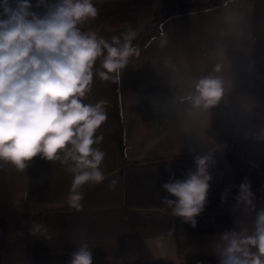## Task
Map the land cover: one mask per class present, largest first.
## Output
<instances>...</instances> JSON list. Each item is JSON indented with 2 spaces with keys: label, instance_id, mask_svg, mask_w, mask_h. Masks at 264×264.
<instances>
[{
  "label": "crops",
  "instance_id": "1",
  "mask_svg": "<svg viewBox=\"0 0 264 264\" xmlns=\"http://www.w3.org/2000/svg\"><path fill=\"white\" fill-rule=\"evenodd\" d=\"M57 2L30 0L41 12ZM151 3L157 1L92 0L97 14ZM131 46L138 54L127 58L118 80L117 73L100 75L105 49L83 98L85 104L106 101L107 120L96 132L102 142L93 145L105 153V179L78 189L81 211L70 206L73 177L59 160L37 155L23 171L0 161V230L15 243L10 252L0 245V264H68L84 241L93 264H182L222 254V237L229 234L223 227L256 224L264 211V0L190 8L164 21L152 40ZM203 79L221 81L215 105L194 103ZM198 151L210 157L211 179L192 227L162 202L176 199L162 185L195 172L196 157L186 156ZM165 159L173 160L157 162ZM244 183L251 203L241 198ZM24 234L39 236L38 245H27L38 256L17 244ZM254 234L240 231L241 237Z\"/></svg>",
  "mask_w": 264,
  "mask_h": 264
},
{
  "label": "clouds",
  "instance_id": "2",
  "mask_svg": "<svg viewBox=\"0 0 264 264\" xmlns=\"http://www.w3.org/2000/svg\"><path fill=\"white\" fill-rule=\"evenodd\" d=\"M46 7L48 11L40 17L29 11L30 0L0 3V161L23 171L37 155L59 160L72 174L70 206L79 212L84 196L78 189L105 179L100 170L105 153L93 145L103 140L96 132L107 120L106 101L83 103L91 91L92 69L106 49L105 72L100 75L108 79V74L117 73L118 80L119 70L138 49L131 46L134 33L122 47H113L95 33L80 31L78 24L97 15L92 0H58ZM197 91L194 103L198 106L203 101L204 107L215 105L223 94L218 79L201 80ZM209 160V156L196 157L195 172H189L185 180L172 178L162 185L176 198L162 202L174 205L173 215L190 221L192 227L206 201ZM240 189L241 198L251 203L249 185L241 184ZM222 239L227 244L221 264H264V211L258 213L254 235L226 233ZM249 246L256 247L257 253H250ZM68 264H93L86 241L71 253Z\"/></svg>",
  "mask_w": 264,
  "mask_h": 264
},
{
  "label": "trees",
  "instance_id": "3",
  "mask_svg": "<svg viewBox=\"0 0 264 264\" xmlns=\"http://www.w3.org/2000/svg\"><path fill=\"white\" fill-rule=\"evenodd\" d=\"M215 4L213 1L207 2H191V1H186V2H181L178 4H170L165 6L164 13L161 16L154 17L153 14H151L152 17L146 16L147 13H152L151 11V6L152 4L145 5V6H140V7H135L119 12H114V13H107V14H97L95 18H89L85 22L81 23V25H91L94 26L96 29H99V26H129L135 23L136 21H139V19H143L144 17L147 18L148 23L154 21V25L152 26L150 23L144 27L146 28L147 32L150 34L148 39L145 42H148L151 40V38L157 36L161 32V26L164 21H166L170 16L188 10L193 7H203V6H210ZM46 12H43V15ZM37 14H40L38 11ZM152 26V28H151ZM157 26V29L153 31V28ZM145 31V30H144ZM121 47V46H120ZM204 151H198L193 154L187 155L186 158H195L199 157L203 154ZM206 154L213 153L206 151ZM173 159H165V160H158L157 162H167V161H172ZM226 229L229 234L235 233L237 236H240V231L243 229H256V224H241V225H233L229 227H223ZM24 241L25 245H28L30 243H33L35 245L39 244L40 238L39 236H33L29 235L27 236L24 234ZM23 241V240H22ZM223 259L222 254H212V255H205V256H200L196 258L194 261H188V262H183L182 264H221V261Z\"/></svg>",
  "mask_w": 264,
  "mask_h": 264
},
{
  "label": "rangeland",
  "instance_id": "4",
  "mask_svg": "<svg viewBox=\"0 0 264 264\" xmlns=\"http://www.w3.org/2000/svg\"><path fill=\"white\" fill-rule=\"evenodd\" d=\"M157 3H151V11L152 13H147L146 16H151V14L154 15V17L157 16H161L164 13V1L163 0H156ZM167 1H171V0H167ZM202 1V0H201ZM209 1V0H208ZM212 1V0H211ZM218 1V0H216ZM214 1V2H216ZM10 3L14 4L15 0H9ZM0 3H3V0H0ZM29 11L31 12H35L37 13L39 10L35 9L32 5L31 8L29 9ZM0 12H2V8H0ZM40 14H38L40 17H43V12L39 11ZM29 19H31V17H29ZM148 21L147 18L144 17L143 19H139V21H136L135 23H133L132 25H127V26H99V29H96L94 26L91 25H81L78 24L77 26L80 28V31L82 33H95L97 39H103L105 42L106 41H110L112 42V44L115 47H122L127 41L126 38L129 37L130 33H134V38H131V44L134 43H144L148 37H149V33L147 32L146 28H144L147 25ZM152 26L154 25V21L149 22ZM148 23V24H149ZM151 26V28H152ZM157 29V26L153 28V31H155ZM162 29V26H161ZM145 30V31H144ZM161 33V32H160ZM158 36V35H157ZM156 37V36H155ZM153 37V38H155ZM114 38H115V42H114ZM151 38V40L153 39ZM150 41V40H149ZM0 245L4 247V250L6 252H10V249L12 250V246L13 244L15 245V243L12 242V240H14L13 236H5L2 234V231L0 230ZM11 247V248H10ZM24 249V250H23ZM30 249V250H29ZM23 251L28 252L27 254L30 256H38L36 254H34V248L31 246H23L22 247ZM38 254V253H37Z\"/></svg>",
  "mask_w": 264,
  "mask_h": 264
},
{
  "label": "built area",
  "instance_id": "5",
  "mask_svg": "<svg viewBox=\"0 0 264 264\" xmlns=\"http://www.w3.org/2000/svg\"><path fill=\"white\" fill-rule=\"evenodd\" d=\"M0 240H1V238H0ZM17 244H18L19 246H24V245H25V241H19Z\"/></svg>",
  "mask_w": 264,
  "mask_h": 264
}]
</instances>
